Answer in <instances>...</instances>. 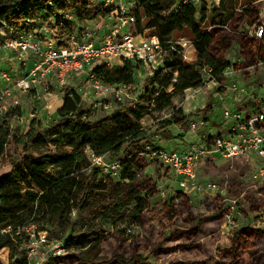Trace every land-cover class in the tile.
<instances>
[{"label": "trees", "instance_id": "16d2710c", "mask_svg": "<svg viewBox=\"0 0 264 264\" xmlns=\"http://www.w3.org/2000/svg\"><path fill=\"white\" fill-rule=\"evenodd\" d=\"M177 3V0H139L135 11L134 33L145 34L147 30L166 50L175 34L186 33L194 41L197 57L195 63L188 64L184 62L181 50L170 51L164 68L146 80L144 105L129 107L126 113L92 122L82 107L81 96L75 90L67 89L57 120L46 128L32 124L24 136L11 138L13 145L20 146L19 156L22 157L10 164L9 171L0 174V256L6 249L15 248L18 230H23L24 236L25 229L30 226L47 231L52 240L64 241L65 248L71 252L79 245L87 248L100 243L105 239L104 227H113L116 221L122 222L128 216L139 227L152 222L163 224L174 216L176 204L173 198L151 206L150 183L145 187L137 182L140 172L148 166L146 146H157L146 136L141 121L151 107L163 112L172 106L175 96L203 87L204 69L211 71L210 79L223 91L224 72L232 67L226 53L234 41L243 52L244 68L264 65V37L258 40L246 30V26L264 25L255 0H242L241 10L236 8L238 0H220V6L210 11L203 4L200 18L196 7L182 5L175 9ZM88 6L86 0H0V21L6 22L16 33L35 27L27 24L28 20H49L71 9L80 22L112 12L104 6L91 11ZM206 21L209 22L205 27ZM74 30L75 26L67 23L61 33L70 35ZM136 68L139 66L125 62L123 66L113 68L100 65L93 72L105 84L129 86L134 84ZM202 110L211 111V107L206 105ZM177 112L171 125L178 128L187 126L188 121L199 113L185 116L181 110ZM6 144L9 141L6 135L3 138L0 126V150ZM49 146L54 147V152L45 160L31 159L33 151H42ZM88 149L96 155L120 160L121 179H98L91 169ZM228 166L225 164L212 171L221 172ZM236 166L240 168L239 164ZM259 187H264V179L245 192L251 208L255 205L254 194ZM178 196L184 198L181 202L189 201L179 192ZM221 200L205 199L208 214H199L200 219L212 220L217 216L219 228L224 213ZM23 217L31 219L30 226L24 224ZM76 230L82 232L78 237L68 234ZM177 230L179 234L184 232ZM72 259L75 264H146L137 254L130 259L117 254L102 262L77 255H72ZM0 264L5 263L0 259ZM7 264H27V256L8 257ZM201 264H264V230L239 229L225 248L216 256L202 260Z\"/></svg>", "mask_w": 264, "mask_h": 264}, {"label": "built area", "instance_id": "2783aa9c", "mask_svg": "<svg viewBox=\"0 0 264 264\" xmlns=\"http://www.w3.org/2000/svg\"><path fill=\"white\" fill-rule=\"evenodd\" d=\"M177 1L175 9L192 5L199 11L198 18L203 4L208 11L220 6V0ZM259 3H264V0H255V4ZM138 4L139 0H104L102 5L105 8L115 6V10L111 12L113 22L103 33L94 27V20L80 22L70 11H62L49 20H28L27 24L35 27L22 33H15L6 22L0 21V99L3 96L12 98V109L17 111L21 109L17 97L20 94H30L34 101L42 103L49 100L52 87L62 88L75 79H81L87 81L91 93L100 97L99 101L90 104V109L96 110L104 103L105 107L124 103L133 89V85L103 83L93 72L97 66L113 68L131 62L139 66L136 71L149 70L150 76L164 68L170 51L181 50L183 56L188 52L195 53L193 40L169 42V49L166 50L155 36L134 33ZM67 23L74 25L75 30L70 35H63L61 28ZM249 34L262 40L264 25L255 26ZM202 74L204 85L213 81L210 70L204 69ZM245 93L241 82L236 81L228 88L224 85V90L217 94L223 119L218 128L199 114L188 121V131L199 136L198 143H189L186 147L177 144L167 148L151 144L146 146L147 161L163 166L165 173L171 177V183L177 185L178 192L183 196L190 198L201 193L209 198L225 200V192L218 184L199 180L202 166L220 160L254 162L257 164L252 174L254 181L259 184L264 179V102L256 100L253 94L248 96ZM247 98L249 102L245 106ZM226 100L229 101L228 106L224 103ZM86 153L98 179H121L120 160L96 155L89 149ZM228 208L221 230H228L233 225L239 212L237 200H230ZM128 232L131 233L130 230ZM25 234L27 264H37L41 251L50 244L55 250L54 257L69 253L64 241H51L47 231H40L36 226L26 228Z\"/></svg>", "mask_w": 264, "mask_h": 264}, {"label": "rangeland", "instance_id": "374dc122", "mask_svg": "<svg viewBox=\"0 0 264 264\" xmlns=\"http://www.w3.org/2000/svg\"><path fill=\"white\" fill-rule=\"evenodd\" d=\"M86 1L89 4L88 9L91 11L98 6H103L104 2V0ZM241 2L242 0H238L237 10L242 9ZM256 7L262 15L264 24V3L256 4ZM110 10L114 11L115 6H111ZM69 11L73 12V9ZM112 22L111 14L102 13L94 20V27L100 33H103L109 29ZM208 22L206 21L205 27ZM251 30L252 28L247 32ZM145 35L150 36V33L146 30ZM182 39L192 40L186 33L175 34L173 38L175 42ZM185 56H183L184 62L188 64L196 62V53L188 52L185 53ZM226 59L232 64V67L225 71V87L228 88L236 81H240L246 92L245 95L253 94L256 100L264 102V65H258L256 68H244L245 58L240 45L236 41L228 49ZM148 73L149 70L135 71L133 89L129 91L130 97L124 103H113L108 107H105L104 103L102 107L96 110L90 109V104L99 101L100 97L91 93L87 81L81 79H75L62 88L52 87L49 100L41 104L34 101L30 94H20L17 97L20 100L21 109L17 111L12 109L13 99L3 96L0 99V126H2L3 138L6 135L9 144H6L4 149L0 150V174L9 171L10 164L20 161L22 157L19 156L21 154L20 146L13 145L11 138L24 136L32 124L35 127L46 128L57 120V107L60 101L63 100L67 89L77 90L82 98V107L89 114V120L97 122L108 116L126 113L129 107L144 105L145 84L149 77ZM207 83L201 88L190 89L175 96L172 106L163 112L155 111L151 107L149 114L141 121L143 130L150 142L160 146L168 140H173V146L177 144L181 147H186L189 143H198L199 136L188 131L187 126L180 129L171 125L174 118L178 116L177 110H181V113L185 116L199 112L198 116L206 117L213 127L218 128L220 126V122L223 120L221 116L222 106L216 100L217 94L220 93V86L215 81ZM168 90L170 91L171 87ZM248 98L245 100V106L249 102ZM224 103L227 106L229 105L227 100ZM206 105L211 107V111L202 110ZM53 152L54 147L52 146L42 151H33L31 159L33 161L45 160V157L53 154ZM146 162L148 166L140 172L137 182L145 187L150 183L148 193L150 194L151 206L162 200L171 201L170 199L173 198L176 208L171 219L163 224L152 222L144 227H139L134 225V221L128 216L122 222L116 221L113 227L111 225L104 227L103 235H105V239L100 243H95L87 248L79 245L73 251L61 253L60 256L56 255V257H54L55 250L50 244L41 251L36 263L75 264L72 255L86 256L97 262H102L117 254L124 256L126 259H130L133 254H137L146 264H201L202 260L209 258V256H216L220 250L225 248L232 236L227 235L228 230H221V226L217 227L218 217L208 220L206 218L200 219L199 216V214H208L205 208V199L209 197L197 193L191 196L189 201L184 200L181 202V199L184 198L178 196V187L171 183V177L169 173H165L164 167L156 162L147 160ZM225 164H229V166L224 171H212L213 168ZM236 164H239L240 168ZM256 166V163H248L243 159L220 160L213 164L207 163L199 170V180L201 182H214L219 185L221 190H224L227 202L224 203L223 210L228 207L230 200L237 199L239 201V208L242 213L232 227L233 234L239 229L251 225L260 226L264 230V187H259L256 190L254 194L256 202L252 208H250L251 205L245 195L246 190L256 184L252 175ZM209 199L212 200L213 198ZM174 219L177 220V223L174 222ZM23 220H25L24 224L26 226H30L31 219L27 220L26 217H23ZM178 228L184 232L179 234ZM212 231L214 233L211 234ZM81 233L80 230L68 232L69 235L74 237H78ZM17 235L19 237L15 238V248L13 250L6 249L0 256L5 264H7L8 257L22 258V254L26 255V235L23 236V230L21 229L18 230ZM50 240L53 241L51 238Z\"/></svg>", "mask_w": 264, "mask_h": 264}, {"label": "flooded vegetation", "instance_id": "af4514ba", "mask_svg": "<svg viewBox=\"0 0 264 264\" xmlns=\"http://www.w3.org/2000/svg\"><path fill=\"white\" fill-rule=\"evenodd\" d=\"M221 199V198H220ZM237 200V199H236ZM223 203H225V202H227V199H222L221 200ZM239 205H240V203H239V201L237 200V209L239 210V212L235 215V218H234V223L239 219V217H240V215H241V209L239 208ZM251 208V207H250ZM228 207L224 210V213H223V217H222V221H221V228H222V225H223V222H224V217H225V214H226V212L228 211ZM234 223H233V225H234ZM233 225L228 229V233H227V235H231V236H233V229H232V227H233ZM247 227H250V228H252V229H255V230H262V228L260 227V226H253V225H251V226H247Z\"/></svg>", "mask_w": 264, "mask_h": 264}, {"label": "crops", "instance_id": "0c3cea01", "mask_svg": "<svg viewBox=\"0 0 264 264\" xmlns=\"http://www.w3.org/2000/svg\"><path fill=\"white\" fill-rule=\"evenodd\" d=\"M76 92H77V90H75ZM78 93V92H77ZM79 94V93H78ZM32 98V97H31ZM41 104V103H40ZM62 105H63V100H61L60 101V104H59V106L57 107V112H56V115L58 114V110L62 107ZM55 119H57V118H55ZM54 119V120H55ZM172 142H173V140H168L167 142H165V143H162L161 145H160V147H170L171 145H172Z\"/></svg>", "mask_w": 264, "mask_h": 264}, {"label": "water", "instance_id": "95a60500", "mask_svg": "<svg viewBox=\"0 0 264 264\" xmlns=\"http://www.w3.org/2000/svg\"><path fill=\"white\" fill-rule=\"evenodd\" d=\"M250 29V27L249 26H246V30H249Z\"/></svg>", "mask_w": 264, "mask_h": 264}]
</instances>
